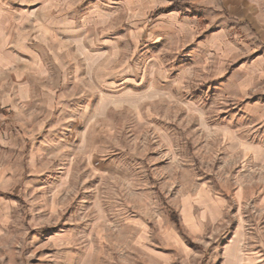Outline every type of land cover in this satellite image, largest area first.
<instances>
[{"label": "rangeland", "instance_id": "374dc122", "mask_svg": "<svg viewBox=\"0 0 264 264\" xmlns=\"http://www.w3.org/2000/svg\"><path fill=\"white\" fill-rule=\"evenodd\" d=\"M158 2H0V264L264 263V73L216 78L198 3L182 35Z\"/></svg>", "mask_w": 264, "mask_h": 264}, {"label": "crops", "instance_id": "0c3cea01", "mask_svg": "<svg viewBox=\"0 0 264 264\" xmlns=\"http://www.w3.org/2000/svg\"><path fill=\"white\" fill-rule=\"evenodd\" d=\"M1 1L6 0H0V2ZM193 1H195V3H198L197 8L201 10V14L207 18L208 28H206V30L198 38L190 41V43H192V46H195V48H198L200 50L205 49L206 53L204 54H206L207 57L210 56V58H212V60L210 61L211 63H213V65H216L217 68L218 74L216 75V78H221V76L224 75L232 65L239 66V68L241 67L240 69H244L242 67L246 66L244 72L247 73H253L252 68L256 67L257 69H259L260 74H263L264 69L262 66H264V0ZM160 2L161 3L158 2V4L155 3L149 11L152 12L158 6L170 5L169 12L162 16L165 17V24L167 23L168 27L176 28L179 33H182V35L187 33V28H189V26L186 24V20L183 21L182 19L180 20L178 18V15H180V13L173 5V0H160ZM149 11L148 13H150ZM159 23L164 24V22L161 21ZM148 24L149 21H147V24L144 27L146 28ZM156 28L157 27L154 26L153 23V30L149 32V40L157 38L158 41V39H161V36H163V39L165 38L164 35H159L157 33V31L155 30ZM234 28L236 30H234ZM231 29L236 32L240 31L242 32V34H246V41L242 40L241 42H239L240 45L244 46V44L246 45L245 42H253V50H257V52L253 53V60L250 59V56L245 55H240L235 58L234 49L235 51L237 49L236 47H234V45L231 44L230 39H228V34L231 32ZM143 32L144 30H141V33ZM250 33H252L254 37L251 36ZM0 35V128L1 130H6V124L20 123H18L17 121L15 122L14 120H10L8 116H6V113H10L11 110H14L16 108H14V106L6 104V10L4 8L0 9ZM247 47H249L248 44ZM221 66H226L227 70L224 71L225 73H220L218 71L220 70ZM239 68L237 67L238 71H240ZM20 104L21 103H19L18 101V107H20ZM2 136L3 134L0 133V138H2ZM180 243V246L185 247V244L179 241V244ZM229 252L227 251L228 259L231 258L229 257V255L231 256ZM229 263H231V261H229L228 264Z\"/></svg>", "mask_w": 264, "mask_h": 264}, {"label": "trees", "instance_id": "16d2710c", "mask_svg": "<svg viewBox=\"0 0 264 264\" xmlns=\"http://www.w3.org/2000/svg\"><path fill=\"white\" fill-rule=\"evenodd\" d=\"M160 11H161V10H158V11H156V12L158 13V12H160Z\"/></svg>", "mask_w": 264, "mask_h": 264}]
</instances>
